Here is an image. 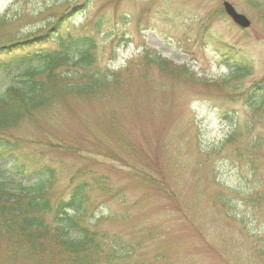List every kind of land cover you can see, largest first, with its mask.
Segmentation results:
<instances>
[{
  "label": "rangeland",
  "instance_id": "1",
  "mask_svg": "<svg viewBox=\"0 0 264 264\" xmlns=\"http://www.w3.org/2000/svg\"><path fill=\"white\" fill-rule=\"evenodd\" d=\"M82 1L0 0L11 20L0 43L64 14L63 28L93 33L95 70L114 77L104 94L69 97L0 133L28 164L54 168V197L105 178L111 192L88 189L86 218L139 244L136 262L264 264V0ZM2 62L0 93L25 65ZM0 178L19 190L38 175L3 154ZM8 248L0 238V264H33ZM42 261L65 264L51 252Z\"/></svg>",
  "mask_w": 264,
  "mask_h": 264
},
{
  "label": "trees",
  "instance_id": "2",
  "mask_svg": "<svg viewBox=\"0 0 264 264\" xmlns=\"http://www.w3.org/2000/svg\"><path fill=\"white\" fill-rule=\"evenodd\" d=\"M62 17L64 14L43 31L0 43V66L4 58L25 64L15 75L16 82L0 93V131L23 120L31 121L34 113L48 117L46 110L69 97L104 94L114 81L111 73L95 70L93 33L63 28ZM10 22L0 16V26ZM152 57L164 65L163 58ZM17 151L19 145L0 133V155L11 160L15 172L34 169L38 175L29 187L19 190L8 188L0 178V238L8 243L10 259L45 264L42 257L51 252L65 264H145L135 260L139 244L118 234L100 232L99 221L94 216L86 218L91 205L88 189L104 195L111 192L105 178H93L94 188L87 180H80L72 184L66 196L54 197V168L33 159L28 164Z\"/></svg>",
  "mask_w": 264,
  "mask_h": 264
},
{
  "label": "water",
  "instance_id": "3",
  "mask_svg": "<svg viewBox=\"0 0 264 264\" xmlns=\"http://www.w3.org/2000/svg\"><path fill=\"white\" fill-rule=\"evenodd\" d=\"M223 8L226 14L241 28L250 26V21L243 14L238 13L235 8L227 1L223 2Z\"/></svg>",
  "mask_w": 264,
  "mask_h": 264
}]
</instances>
